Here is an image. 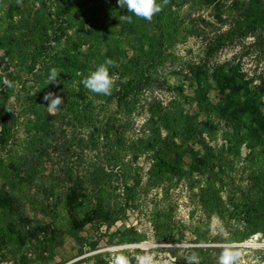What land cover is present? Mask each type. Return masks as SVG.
I'll return each instance as SVG.
<instances>
[{
	"label": "trees",
	"instance_id": "16d2710c",
	"mask_svg": "<svg viewBox=\"0 0 264 264\" xmlns=\"http://www.w3.org/2000/svg\"><path fill=\"white\" fill-rule=\"evenodd\" d=\"M172 1L168 3L169 8L187 2ZM103 3L104 9L111 6L110 0H103ZM233 4L238 9L230 7L227 28L217 30L208 41L209 54L264 26V0H243ZM110 9L109 16L132 15L127 13V9L116 6ZM216 9L218 21L223 22L222 12L218 7ZM66 11L75 17L71 6ZM3 14L0 19L6 17L14 26L13 13L6 8ZM15 21L21 23L22 18ZM143 24L145 20L136 17H133L132 23L123 21L127 32L132 34H137ZM47 25L45 20H38L37 26L30 32L29 42L13 37V26L0 30V48L4 49L9 61L19 64L26 62L29 57L34 59L30 72L35 87L34 93L27 95L23 108L31 116L28 118V152L20 155L17 160L11 159L7 169L3 168L4 161L0 160V263L5 259L12 264H34L38 258L44 260L46 255L54 254L56 247L62 243V231L43 229L39 219H35L36 225L32 226L15 218L13 211L22 200V183L34 184L41 189V199L51 200L53 204L56 203L55 192L59 190L68 218L66 233L76 236L87 224L96 220L105 224L107 231L122 218L128 208L135 207L133 203L142 176L134 164L146 151L151 152L145 181L148 184L158 185L173 177H181L185 173L182 164L186 154L192 160L191 170L198 166L208 176H216L210 144L216 139V125L211 117L199 119L198 113H190L188 108L193 103L199 111L207 110L219 115L230 129L233 144L237 147L245 146L252 159L258 157L263 162V170L259 173L262 182L261 196H255L251 206L247 204L248 198L243 204L247 208L246 222L251 225V229L242 235V239L262 230L253 212L264 210V119L260 109L264 96V78L246 95L241 96L240 91L247 90L252 80L244 78L238 63L228 66L218 64L212 68L204 63L190 64L188 72L192 94H186L184 85L179 83L172 87L176 96L168 104L158 100L148 101L147 116L140 134L125 141L122 139L125 130L121 128V121L136 107L141 87L149 80L146 69L141 65L143 57L134 53L125 59V50L119 37L106 25L94 26L92 30L77 29L63 45V32L60 36H53ZM53 40L55 44L51 45ZM157 43H152L147 56H158L160 48ZM106 58L113 59L118 65L110 69L112 74H117L116 85L110 96H99L85 89L81 80L89 70ZM52 67L60 72L58 82L46 85ZM211 76L216 81L220 95L215 103L207 96V91L212 86ZM59 90L63 92L64 104L53 116L44 105V96L48 92L56 93ZM6 91L0 77V148L11 137L9 118L13 115H10L3 99ZM113 97L117 107L115 112L102 114L100 117L102 108L97 106L102 105V101L109 102ZM246 115L252 122L245 120ZM170 149L174 155L167 158L165 154ZM53 151L58 154L68 153L70 162H62L58 168L52 166L45 175L43 172L46 170V163H53ZM109 153L111 156L117 155V160L112 164L108 159ZM159 214L158 212L156 217ZM155 220L159 223L158 218ZM163 226L164 230L169 228L167 223H163ZM40 235L42 242L36 248L39 251L37 258L26 241ZM129 240L134 242L136 239ZM190 250L204 254L212 248L197 246ZM176 251L178 248L169 249L168 252L175 255ZM213 261L207 256L199 258L200 264Z\"/></svg>",
	"mask_w": 264,
	"mask_h": 264
},
{
	"label": "rangeland",
	"instance_id": "374dc122",
	"mask_svg": "<svg viewBox=\"0 0 264 264\" xmlns=\"http://www.w3.org/2000/svg\"><path fill=\"white\" fill-rule=\"evenodd\" d=\"M242 1L187 0L183 5H173L169 8L168 3L173 2L169 0L161 12L150 22L145 20L140 31L132 34L127 32L118 16H109L112 6L119 7L118 0H110L111 6L105 9L103 0H0V15L4 16L3 11L6 8L14 15V26L10 24L9 19L1 17L0 30L13 26V37L22 42H29L30 32L37 26V21L45 20L51 35L60 36L63 32V45L77 29L92 30L94 26H108L119 37L125 50V59L134 53L143 57L141 65L146 69L149 78L141 87L136 107L121 121V128L125 130L122 139L128 141L132 136L140 134V128L147 116L148 101L158 100L168 104L176 96L172 87L179 83L184 85L186 94H192L188 72L190 64L204 63L212 68L218 64L228 66L238 63L244 78L252 80L247 90L240 91L241 96L260 83L264 78V26L218 48L213 54L208 53V41L217 30H224L229 24L230 7L237 10L233 3ZM70 6L75 11L74 18L66 11ZM216 7L222 12L223 22L217 19ZM20 17L22 22H16ZM154 41L158 42L160 53L151 58L147 56V52L151 50ZM50 44L54 45L55 40ZM33 62L32 57L19 64L9 61L4 49L0 48V77L2 87L7 89L3 99L10 115H13L9 118L11 137L8 143L0 148V160L4 161V169L8 168L7 164L11 159L17 160L20 155L28 152V118L31 116L27 115L23 108L27 95L35 91L30 72ZM113 75L117 78L116 73ZM210 81L212 86L207 91V96L215 103L220 99V95L212 76ZM6 82L10 86L5 85ZM55 94L62 97L63 102L58 106L60 108L64 104L63 92L59 90ZM48 103L44 101L46 108ZM101 103L102 105L97 106L102 108L100 117L102 114L115 112L117 108L115 97L109 102ZM260 109L264 119V96ZM188 110L190 113H198L199 119L211 117L214 120L217 134L210 144L216 176H208L207 173L201 172L198 166L191 170L192 160L190 155L186 154L182 164L185 173L181 177H173L172 180L158 185L148 184L145 181L151 152L146 151L134 164L142 176L133 203L135 207L128 208L122 218L107 231L106 225L96 220L87 224L76 236L66 233L68 218L60 200L59 190L55 192L56 203L53 204L51 200L41 199V189L34 184L22 183V200L13 211L15 218L32 226L36 225L35 219H39L43 229L54 228L62 231L61 245L56 247L54 254L46 255L44 260H39V251L36 249L39 242H42L41 235L26 241L32 254L38 258L34 264H61L66 261L72 262L70 264H107L113 252L125 251L131 255L132 252L138 253L145 248H150L156 259L164 253H169V249L178 248L175 255L173 254L178 264H187L185 258L193 253L190 248L197 246L212 248L208 252L205 250L207 253L204 254L195 252L198 258L207 256L217 262L220 252L217 249L226 247L229 241L248 250L264 248L262 209L253 212L262 230L242 239V235L251 229V225L246 222L247 208L243 204L248 198L247 204L251 206L253 198L261 196L262 182L259 173L263 170V162H260L258 157L252 159L245 146L237 147L233 144L230 129L219 115L211 114L207 110L199 111L195 103ZM245 120L252 122L248 115ZM56 151L51 153L53 163H46L43 174L46 175L52 166L58 168L62 162H70L68 153L58 154ZM111 155L108 154V159L112 164L117 160V155ZM173 155L171 149L165 154L167 158H172ZM158 212L160 214L156 217ZM156 218L159 223H156ZM163 223L169 224L167 230H164ZM162 236L165 238L162 239ZM130 238L136 240L131 242ZM199 238L204 240L199 241ZM0 264L12 263L3 259Z\"/></svg>",
	"mask_w": 264,
	"mask_h": 264
},
{
	"label": "clouds",
	"instance_id": "9594fccd",
	"mask_svg": "<svg viewBox=\"0 0 264 264\" xmlns=\"http://www.w3.org/2000/svg\"><path fill=\"white\" fill-rule=\"evenodd\" d=\"M168 2L169 0H162V2H158V0H118L119 7L127 9V13L132 14L121 15L119 20L132 23L133 17H136L150 22ZM113 67H118L116 62L111 58H106L94 69L89 70L81 80L82 85L91 93L99 96H110L116 85V77L110 71ZM59 74L57 68L52 67L46 85L58 82ZM77 75L81 74L77 73ZM5 85L10 86L7 82ZM44 100L49 102L47 109L49 114L53 116L56 114V110L60 109L58 106L63 102L62 97L54 92L46 93ZM185 259L187 264H199V258L195 252ZM107 264H156V256L150 248L142 249L138 253L132 252L131 255L125 251H118L110 254ZM217 264H264V248L248 250L229 241L227 246L220 250Z\"/></svg>",
	"mask_w": 264,
	"mask_h": 264
},
{
	"label": "built area",
	"instance_id": "2783aa9c",
	"mask_svg": "<svg viewBox=\"0 0 264 264\" xmlns=\"http://www.w3.org/2000/svg\"><path fill=\"white\" fill-rule=\"evenodd\" d=\"M156 264H178V262L175 256L169 253H164L162 256H159V258L156 259ZM209 264H217V262L213 261Z\"/></svg>",
	"mask_w": 264,
	"mask_h": 264
},
{
	"label": "crops",
	"instance_id": "0c3cea01",
	"mask_svg": "<svg viewBox=\"0 0 264 264\" xmlns=\"http://www.w3.org/2000/svg\"><path fill=\"white\" fill-rule=\"evenodd\" d=\"M70 263H72V262H69V261L67 262V261H66V262H63V263H61V264H70Z\"/></svg>",
	"mask_w": 264,
	"mask_h": 264
}]
</instances>
